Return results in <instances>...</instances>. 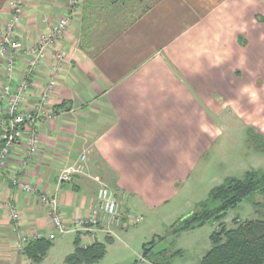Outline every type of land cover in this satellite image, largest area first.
<instances>
[{"label":"crops","instance_id":"1","mask_svg":"<svg viewBox=\"0 0 264 264\" xmlns=\"http://www.w3.org/2000/svg\"><path fill=\"white\" fill-rule=\"evenodd\" d=\"M12 1L0 0L2 31L13 14ZM19 1L23 8L14 38L20 52L14 56L11 89L28 67L29 51L41 34L65 17L69 23L53 42L63 62L49 100L62 114L25 127L3 172L0 264H34L14 249L17 235L5 202L19 210L25 230L44 234L49 229L37 195L18 191L12 177L55 195L71 220L88 213L98 183L84 175L71 182L57 177L85 152L90 175L110 187L122 215L161 210L160 218L169 220L181 195L190 190L192 174L225 129H254L264 138L255 129L256 113L264 114V0H148L106 40L94 36L99 31L93 28L99 16L96 0ZM104 22L98 23L102 32ZM53 64L49 58L37 64L22 108L35 106ZM4 74L1 67L0 89ZM4 119L3 114L0 121ZM32 132L40 148L24 165ZM183 202V207L191 204ZM105 237L97 234L96 240ZM66 240L64 235L53 240L36 264L56 247L62 250L61 264L73 250V241Z\"/></svg>","mask_w":264,"mask_h":264},{"label":"rangeland","instance_id":"2","mask_svg":"<svg viewBox=\"0 0 264 264\" xmlns=\"http://www.w3.org/2000/svg\"><path fill=\"white\" fill-rule=\"evenodd\" d=\"M149 2L148 0L143 3L138 0L124 2L115 0L113 5L105 0H96L93 7L95 8L97 5L98 11L95 12V15L99 16L94 17L96 20L94 19L93 28L99 31L94 36L99 40L102 38L106 40L107 36L110 37L125 26L134 15L140 12V8H144ZM106 13L109 17L102 15ZM101 16L107 19L106 22L102 20ZM99 22L105 24L103 32ZM258 98L259 96H256V102H258ZM261 104L264 106V102ZM255 125L256 130L260 128L264 132L263 113H256ZM255 133L257 132L254 129L248 131L247 128L238 126L225 129L207 157L192 174L190 190L181 195L182 202L178 201L176 207L172 209L174 212L171 219L162 220L160 218L161 210L141 215L136 224L129 225V228L122 233L119 230L117 233L119 237L111 238L113 240L106 243L104 256L98 264H198L202 256L212 246L210 236L217 223L209 222L177 233L172 231L173 224L178 218L187 215L194 209V202L205 199L209 189L221 183L225 177H241L245 171L252 168L264 171V139L257 137ZM185 199L189 200L191 204L183 207ZM262 216H264V195L254 193L236 206L229 208L223 222L226 228H231L235 225L236 220H251ZM73 236L72 233L64 234V238L71 245ZM75 236L79 237L77 234ZM160 238L161 241H157ZM60 239H62V235H58L54 242ZM152 239L156 242L155 246L143 256V244ZM99 240L104 241L101 238ZM159 246H161V250L156 252ZM61 254L62 250L58 247L54 248L42 264H59Z\"/></svg>","mask_w":264,"mask_h":264},{"label":"built area","instance_id":"3","mask_svg":"<svg viewBox=\"0 0 264 264\" xmlns=\"http://www.w3.org/2000/svg\"><path fill=\"white\" fill-rule=\"evenodd\" d=\"M11 8L13 14L5 23V30L2 31V28H0V68L4 67L5 69V80L0 89V101L3 104V109L0 108V116L3 114L6 116V119L0 121V186L9 154L20 142L24 128L33 126L41 120L52 119L58 114H62V112H57L52 108L49 100L56 85L58 68L63 62L62 54L54 50L53 42L69 23V18L65 17L49 27L44 34H41L37 46L29 51L32 57L28 61V67L14 89H11L15 64L14 56L20 52L18 42L14 38V30L21 17L22 2L19 0L12 1ZM48 58L54 62L50 67L48 81L43 85L35 106L24 109L22 104L25 100L29 79L32 77L37 64ZM39 148V137L35 132H32L24 150L22 163L25 165L27 160L38 152ZM76 175L93 178L98 183V190L95 201L90 206L88 213L77 215L71 220H68L60 210V203L55 195L40 191L36 185L30 182L12 177L11 182L18 191L37 195L38 201L47 211L49 223V229L44 234L38 231L25 230L19 210L11 203L5 202L8 216L13 221L12 231L17 235V241L14 244L16 252L23 254L25 245L38 238L44 237L52 240L58 235L69 233L79 235L81 243L86 242V245L90 243V240H96L97 234L118 238V229L128 227L140 220V216L137 214L124 216L120 213L118 202L110 187L99 178L90 175L85 152L80 154L72 165L61 169L57 180L58 182H71Z\"/></svg>","mask_w":264,"mask_h":264},{"label":"trees","instance_id":"4","mask_svg":"<svg viewBox=\"0 0 264 264\" xmlns=\"http://www.w3.org/2000/svg\"><path fill=\"white\" fill-rule=\"evenodd\" d=\"M255 135L263 138L257 133ZM254 193L264 195V171L258 168L245 171L241 177H225L221 183L210 188L206 198L199 201L194 209L174 222L172 231L176 233L209 222L217 223L210 236L212 246L198 264H264V216L236 220L231 228H226L223 222L229 208ZM53 240L42 237L30 241L25 245L23 254L32 263H39L52 247ZM159 240L161 238L157 241ZM108 242H111V237L83 245L76 236L72 252L64 257L61 264H98L104 256ZM155 244L153 239L143 244V256Z\"/></svg>","mask_w":264,"mask_h":264},{"label":"water","instance_id":"5","mask_svg":"<svg viewBox=\"0 0 264 264\" xmlns=\"http://www.w3.org/2000/svg\"><path fill=\"white\" fill-rule=\"evenodd\" d=\"M161 246L157 247V250L156 252H159L161 249H160ZM163 247V246H162Z\"/></svg>","mask_w":264,"mask_h":264}]
</instances>
